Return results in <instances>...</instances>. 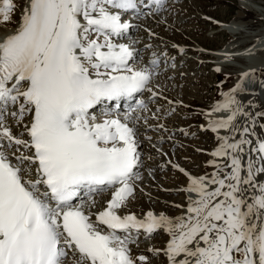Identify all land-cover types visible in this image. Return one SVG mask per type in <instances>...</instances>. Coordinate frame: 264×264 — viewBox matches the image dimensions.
Returning a JSON list of instances; mask_svg holds the SVG:
<instances>
[{"label":"snow or ice","instance_id":"1","mask_svg":"<svg viewBox=\"0 0 264 264\" xmlns=\"http://www.w3.org/2000/svg\"><path fill=\"white\" fill-rule=\"evenodd\" d=\"M165 2L0 0V25L19 12L0 40V264H148L129 247L140 230L166 232L169 264H264V137L232 93L212 109L228 113L210 121L227 132L210 153L215 171L192 176L175 165L189 181L184 212L121 214L141 178L133 113L147 105L138 101L124 119L89 110L152 93L160 61L154 54L137 67L136 50L114 38L133 26L128 14ZM240 116L250 123L238 125ZM81 189L88 198L77 205ZM106 190V206L93 212V194Z\"/></svg>","mask_w":264,"mask_h":264},{"label":"bare ground","instance_id":"2","mask_svg":"<svg viewBox=\"0 0 264 264\" xmlns=\"http://www.w3.org/2000/svg\"><path fill=\"white\" fill-rule=\"evenodd\" d=\"M170 1L171 0H166L162 8H157L156 6V9L154 10V12H152L150 16L144 17L143 15H141V17L139 18L134 13L128 14L126 19L133 26L128 30H126L125 32H123L121 36L123 38L126 37L129 39L125 42H122V40H118L114 38L116 42L128 44L130 47L136 50L137 60L134 62L135 66L141 67L143 65H146L154 58V54L151 53V49H149L147 46H150V48H152L153 43L156 44L155 47H159L162 45H168L174 42H178L175 41L177 39L172 40L170 37H167L164 34L163 36L160 32H158V30L160 29L162 30V28H165L166 25H169L172 22L173 15L171 14V11L173 7L171 6L175 5L173 3V1L175 0H172V2ZM255 1L239 0V5L240 7H242L240 8L241 10H239L236 13V15H234V18L232 20L227 21V23H225L223 27L220 26L222 27L221 29H225L226 31H228V33L231 34L232 39L227 44L223 45L222 48L216 49L215 51L211 52V54H208L207 51H205L202 48L204 44L201 43L200 41L197 43H193L191 45L181 44L182 46H177L176 44H173L171 48L172 50H174V53L172 54L174 55V57L171 58L170 56L165 57V55H160L157 58L160 61V64L157 70L158 74L153 76L152 83L150 85V87L152 88V93L144 92L140 94L137 97L136 102L132 105V107L128 108L127 110L124 109L120 111L118 114H114V115H118L121 119H124L126 113H128L131 108H135L138 101H140L141 99H145L144 102L145 104H147L150 101L160 102L159 96L162 95L165 96L166 98H173V96L171 97L169 94L167 95L166 92H168L167 90L169 89L168 86L171 84L173 85L176 80L175 77L174 79L170 77L172 75L179 73L178 68L180 65L179 62H177V58L182 59L183 60L182 63H185L189 60L197 58L196 56L193 55H186L185 54L186 51L189 53H194L195 55L197 52L199 54L198 56L211 57V60L210 59L206 61L203 60L201 64H207L210 62L216 68L224 69L226 67H231L233 68L234 71H236L238 76L234 80L235 81L234 85L226 93H232L235 96L236 100L243 105L244 111L253 114L251 119L256 121V126H255L256 136L264 137V131H263L264 128L260 127V125H262L263 122L262 124H259L257 120L259 119L258 113H261L259 112L260 108L263 105V109H264V104L257 92H255L254 90L253 91L244 90L243 87L244 82L248 81L249 86L251 88H254L255 83L257 82L254 74L264 69V28H262V26L261 27L258 26L260 30L258 29L257 32H254L253 30L254 26L249 28V25H251L254 22V20L247 19L249 18L247 15L248 12L256 13L257 17L264 15V10H263L264 2L257 3ZM207 15L211 16V14H207ZM199 19L203 21L205 20L209 21L204 17H200ZM216 19L222 21L220 18L219 19L216 18ZM18 20H19V12H17L13 16L12 23L7 24L6 26L0 25V40L4 39V37L14 29L15 22ZM138 20H141V23H138L139 31L137 32L136 37L133 38L131 37L132 36L131 29L134 27V24L138 22ZM216 32L217 31H214L213 33L215 34ZM240 34H242V36H239ZM144 37H148V40L144 41ZM154 40L157 41L155 42ZM181 49H183V51H181ZM152 50L155 49L152 48ZM175 58L177 64L176 66H173L174 65L173 63H175ZM174 67L176 68L173 69ZM162 71H165L164 77L160 76V73ZM245 73L248 74L247 77L244 76ZM259 83H261V86L264 89V82L262 83L259 81ZM153 93H155L156 95H153ZM147 94L150 95L147 96ZM224 98L225 97L223 95L220 100L215 101L212 105H210V107L208 106L206 110V118L204 119L205 122H203V125L200 127V132L210 131L215 133L216 136L218 135L222 136L227 134L226 130L224 129H219L217 132L212 131L210 124V121L222 117H226L228 115V113L226 112H220V113L212 112V109L218 103H223ZM173 99L179 102L176 104H180V102L182 101L180 96H177ZM167 106L172 108L175 106V104L172 105L167 104ZM179 106L175 108H179ZM262 112L264 111L262 110ZM209 113H211V115H209ZM157 114H159V112H157ZM92 115L96 116L97 119L106 118L104 114H102V116H97V113H93ZM133 115L140 117L139 121L136 124V127L139 130V139L141 141L139 151L141 152L142 163L141 166L136 169V171L138 170V173L140 174L141 178L136 179L134 181L136 191L134 193V196L129 198L127 207L121 209V214L126 215L129 213H134L138 218H144L149 211H152L157 215L164 214L169 217L179 216L185 210L188 194L182 189L177 188L176 184L179 180L178 178L179 175L177 176V174L179 173L185 178V182L182 183L185 184L186 186H188L189 181H188V176L185 175V173L180 172L175 167V165H179V167L183 168L186 173L188 174L192 173L194 176L210 175L215 171V169L209 165V161L213 159L210 153L213 152L218 147L219 141L216 138L214 146L212 148H209L207 152H204L206 155H208L207 163L203 166L204 167L203 169L201 168L199 169L196 166L188 163L190 161L189 160L190 158L187 157L186 154H183L181 151L178 152L176 150H172L171 148V145H177V146L181 145L178 143L179 141L177 142L176 139L173 138V136L171 137V135H175L176 137V135L179 132H182L183 130L178 131L177 128L173 129L172 126L167 125L165 122L161 121L162 118L160 115L156 116L161 118V119H156L155 121L156 126L150 125V123H152L153 121L151 122L148 116H152L153 113L150 110H148V107H146L145 109L137 110L135 113H133ZM8 123L13 125V132L19 134L21 129L15 126L11 118H9ZM237 123L238 125L249 124L250 123L249 117L240 116L237 120ZM161 125L163 127H161ZM152 130L155 131V133H152ZM163 133L166 134L164 135L166 138L165 140L160 139V136ZM256 136H252L250 138L255 140ZM149 137L151 139H148ZM238 137L239 136H237V138ZM161 140H164L163 141L164 144L160 143ZM205 149L202 150L204 151ZM164 150L166 152L164 153V155L163 153L162 155L161 153L159 154L157 153L158 151L164 152ZM166 154H168V156H165ZM147 157H149L148 160ZM171 176L175 178L171 179ZM163 180H168L172 184H168V182H164ZM110 197H111L110 191H106L94 195L93 199L96 201V205L91 210L93 212H96L99 209L106 206V203L110 199ZM142 197L143 198L147 197L150 201V205L152 204V207H149L147 203L142 204L141 202L143 208H138L133 204L134 202L132 203L133 200H140ZM82 201H85V199L79 197V199H77L74 203L79 205L81 204ZM177 205H179L180 207H177ZM85 208L86 209L88 208L87 204H85ZM93 220H95V216H93ZM117 234L121 236L126 235V233L121 232L119 230ZM148 238H151L152 243L151 242L146 243V245L144 246L143 243ZM132 239L135 242L131 243L129 247L131 248V254L134 259L138 258L140 255H144L148 257V264H169L167 256L163 251L166 248V244H163V241L166 240L168 242L169 239L166 232L160 230L151 235H148L145 231L143 234H138L137 232L135 234H132ZM150 246L152 247L153 250L159 249V254L154 255L153 251L147 250V248H149ZM164 256L166 257V259L164 258ZM155 257L156 259L157 258H160V260L163 259V261L159 262L158 260L157 261L153 260L152 258Z\"/></svg>","mask_w":264,"mask_h":264},{"label":"rangeland","instance_id":"3","mask_svg":"<svg viewBox=\"0 0 264 264\" xmlns=\"http://www.w3.org/2000/svg\"><path fill=\"white\" fill-rule=\"evenodd\" d=\"M178 1H180L179 4H176ZM170 2H172V0ZM255 2L257 3L264 2V0H257ZM173 3L175 5L171 6L173 7L171 11V14L173 15L172 22L170 23L171 25L170 24L166 25L165 28H162V30L161 29L158 30V32H160L162 35L164 34L165 36L170 37L172 40L174 39H177L175 41L180 40L181 42H183L182 44L185 45L188 44L191 45L193 43H197L200 41L201 43L204 44L205 47L213 48V49L221 48L223 45L227 44L232 39L231 34L228 33L226 30H222L221 29L222 27L220 28L219 25H215L214 22L210 21L211 22L210 23L209 21L205 20L207 22L206 23L205 21L200 20L199 18L204 17L205 19H207L205 16H207V14H211V16L213 15L212 17L215 19L220 18L222 21H230L234 18V15H236V13L239 10H241L240 8H242L239 5V0H185V1L175 0L173 1ZM174 12L175 14H173ZM247 15L249 17V18L246 17L247 19L254 20V22L251 25H249V28L254 26L253 28L254 32H257L258 29L260 30L259 27L261 26L262 28H264V15L257 17L256 13L254 12H248ZM212 25L214 27H210ZM213 28L222 31H218V33L214 34ZM188 36H191L193 38L192 39L193 41H189ZM239 36H242V34H240ZM148 48H150V46H148ZM196 59H192L185 63H182L183 60L177 58V62H179L180 65L178 68L179 73L172 75L171 77L169 76L170 78L173 79L175 77L176 80L173 84L174 86L172 84L168 86L169 89H167L168 92H166V94L167 95L169 94L171 97L173 96V98L180 96L182 101L186 103L189 101V103L193 102L197 105H202L204 108L205 106L210 107V105L214 101L220 100L223 94H225V92L229 90V88L232 85H234L235 82L234 80L238 76V74L231 67L220 69L221 70L220 73H224L222 77L227 78L224 84H220L219 81L220 75L217 77L216 76L217 71H215V69L217 68L210 62L207 64H201L203 60L204 61L208 59L211 60V57H208L207 59H203V60L202 59L196 60ZM177 62L175 58V63H173L174 64L173 66H176ZM175 68L176 67H174L173 69ZM180 73H182V75ZM225 74L230 76L226 77ZM256 78L260 80L263 79L262 83L264 82V69L256 75ZM182 83H185V85ZM172 91L174 92V94ZM182 108L183 106L180 105L179 109ZM262 110L264 111L263 105L260 108V111ZM180 111L175 110L173 112V114L171 115L173 119L172 118L165 119L166 121L173 122V125L176 127H178L179 124L176 123H179V121L181 122V124L185 126L184 129L185 131H182L178 136L176 135L175 137V135H171L173 136L174 139H176L177 142L179 141L178 143L181 144L179 145L181 148L177 145H171V148L172 150H176L178 152L181 151L183 154H186V156L190 158V159L188 158L190 160L188 163L196 166L199 169L200 168L203 169L204 168L203 166L207 163V158H208V155H206L204 152H207L209 148H212L214 146L216 141L215 139L217 138V136L215 133L210 131L200 132L199 125H201L202 122H205L204 119L206 118L205 110L185 106V109L182 110L181 112ZM179 112L180 114L178 115ZM164 115L168 117V115L166 114ZM156 119L157 118H155L153 122L150 120L152 122L150 123V125H155ZM195 120H197V123L198 122L199 123L196 126L190 125L189 126L190 130H186L188 127L186 123L190 124L193 123ZM257 120L259 124H262V122L264 124V118H261L259 116V119ZM167 125L171 126V124H167ZM173 129H175V127H173ZM177 130H179V128H177ZM152 133H155V131L152 130ZM164 135L166 134L163 133L160 136V139L165 140L166 138ZM164 140H161L160 143L162 144ZM202 149H205L206 151L205 150L203 151ZM157 153L158 154L161 153V155L163 153L164 155V153L166 152L164 150V152L158 151ZM165 156H168V154H166ZM177 176L179 178L178 182H183V183L185 182V178L182 175L178 173ZM173 178L175 177L171 176V179ZM163 181L168 182V184H172L168 180H163ZM176 185L178 187V184ZM141 202L142 204L147 203L149 207H152V204L150 205V201L147 197L146 198L142 197L140 200L132 201V203L136 207L143 208ZM152 259L156 261L158 260L159 262L163 261V259L161 260L160 258L156 259V257Z\"/></svg>","mask_w":264,"mask_h":264}]
</instances>
